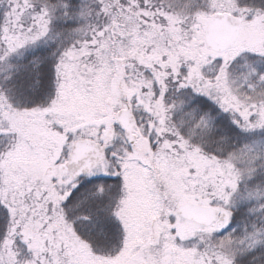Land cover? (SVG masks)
I'll return each mask as SVG.
<instances>
[{
	"label": "snow or ice",
	"instance_id": "snow-or-ice-1",
	"mask_svg": "<svg viewBox=\"0 0 264 264\" xmlns=\"http://www.w3.org/2000/svg\"><path fill=\"white\" fill-rule=\"evenodd\" d=\"M0 264H264V0H0Z\"/></svg>",
	"mask_w": 264,
	"mask_h": 264
}]
</instances>
